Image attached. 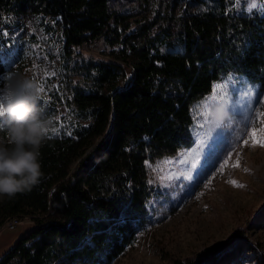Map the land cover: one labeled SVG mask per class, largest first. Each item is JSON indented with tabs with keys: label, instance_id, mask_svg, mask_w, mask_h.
<instances>
[{
	"label": "trees",
	"instance_id": "obj_1",
	"mask_svg": "<svg viewBox=\"0 0 264 264\" xmlns=\"http://www.w3.org/2000/svg\"><path fill=\"white\" fill-rule=\"evenodd\" d=\"M175 3L0 0V23L54 22L64 60L58 100L75 116L67 132L53 131L57 121L48 127L40 182L0 196V226L22 216L35 223L0 264H111L148 222L155 190L145 161L193 144L190 109L213 82L243 75L264 89V15L236 13L226 0H189L181 13ZM99 39L119 49L109 61L86 60L81 49Z\"/></svg>",
	"mask_w": 264,
	"mask_h": 264
},
{
	"label": "rangeland",
	"instance_id": "obj_2",
	"mask_svg": "<svg viewBox=\"0 0 264 264\" xmlns=\"http://www.w3.org/2000/svg\"><path fill=\"white\" fill-rule=\"evenodd\" d=\"M161 1L155 0L156 3ZM173 1L178 13L183 12L189 2ZM251 2L226 0L227 7L236 13H248L244 9ZM261 2L256 0L258 4ZM118 49L99 39L91 46H83L81 52L86 60L109 61L110 54ZM0 62L6 69L0 77V89L16 78L32 80L43 88L37 102L44 117L52 123L58 122L55 132H67L75 116L58 100L62 97L60 83L64 60L54 22L25 15L0 23ZM257 91L264 97V89L258 87ZM217 92L215 101L211 93L208 95V122L198 118L204 110L202 104L195 103L192 107L193 144L173 156L146 165L149 182L155 190L148 222L138 229L135 242L111 264H173L176 260L195 262L212 255L220 257V261L205 264H264V147H253L251 143L241 147L236 140L237 136L247 138L248 129L258 127L256 109L245 121L243 116L247 109L238 105L248 101L242 96L237 98L236 89H233L231 100L220 99L223 90L219 83ZM230 104L235 108L234 113L229 111ZM260 110H264V106ZM230 115H235L236 119L230 120ZM221 120L229 127H216ZM200 123L203 128L194 126ZM208 132L213 139H208ZM197 140L205 141L202 148ZM198 148L196 168H192L190 162L180 163L181 160L190 161V153ZM229 151L233 154L228 165L222 172L217 171L228 158ZM237 153L240 166L233 167ZM187 175L192 179H185ZM230 180L243 187L233 186ZM34 225L31 216H22L12 231L3 223L0 226V257Z\"/></svg>",
	"mask_w": 264,
	"mask_h": 264
},
{
	"label": "clouds",
	"instance_id": "obj_3",
	"mask_svg": "<svg viewBox=\"0 0 264 264\" xmlns=\"http://www.w3.org/2000/svg\"><path fill=\"white\" fill-rule=\"evenodd\" d=\"M39 87L27 78H16L0 89V196L14 197L30 191L42 176L40 147L52 121L38 105Z\"/></svg>",
	"mask_w": 264,
	"mask_h": 264
},
{
	"label": "snow or ice",
	"instance_id": "obj_4",
	"mask_svg": "<svg viewBox=\"0 0 264 264\" xmlns=\"http://www.w3.org/2000/svg\"><path fill=\"white\" fill-rule=\"evenodd\" d=\"M253 10L258 11L260 14L264 15V0H262L261 3H256V0H252L250 5L247 7V9H244V11H247L249 14L253 13ZM6 35V33H5ZM247 47V45H245ZM246 53L241 50V55H245ZM261 72H264V66L261 67ZM219 83V87L223 90V96L220 97V99H229L231 100L233 97V89H236V97L239 98L240 96L243 97L245 101H248L245 105H238L239 107L246 108L247 114L243 116L244 120L247 121L251 118V113L253 109H256L255 115H256V124L257 126L251 127L248 129V135L247 138L241 139L239 136L236 137V140L240 141V146L244 147L251 143L253 147H264V110H260L261 106H264V97L260 95V93L257 91V88L259 87L256 85L252 80L248 79L246 76L243 75H233L228 74L226 80L223 82H217L214 81L211 87V98L213 101L217 99V85ZM43 88H39V92H42ZM251 98V99H249ZM203 106L204 110L200 113V116L198 118H203L205 122H208V117L210 115L208 111V96H203L199 101L196 102V105ZM192 109H190L191 111ZM229 111L234 113L235 108L230 104L229 105ZM2 114V113H0ZM230 120L236 119L235 115H230ZM196 128H203L204 125L202 123L194 125ZM216 127H224L227 128L229 125L224 121H219L216 124ZM55 131V129H53ZM71 135V133H69ZM207 137L209 140L213 139L211 132H208ZM197 144L200 148L203 147L205 141L204 140H197ZM232 151H229L227 154V159L224 160V162L221 164L220 168L217 171L222 172L223 169L228 165V160L232 157ZM191 160H181L180 163H191L192 168H196L198 157H199V148L197 150H193L190 153ZM145 164H148V161H145ZM233 167H239V154L237 153V161L232 165ZM247 171V169H245ZM185 179H192L190 175H187L184 177ZM235 187H243V185L238 184L236 181H228ZM151 183V182H150Z\"/></svg>",
	"mask_w": 264,
	"mask_h": 264
},
{
	"label": "built area",
	"instance_id": "obj_5",
	"mask_svg": "<svg viewBox=\"0 0 264 264\" xmlns=\"http://www.w3.org/2000/svg\"><path fill=\"white\" fill-rule=\"evenodd\" d=\"M93 43H91V44H89V45H87V46H91ZM86 46V47H87ZM20 217H11V218H8L5 222H4V226L8 229V230H10V231H12V230H14L15 228H16V226L19 224V222H20Z\"/></svg>",
	"mask_w": 264,
	"mask_h": 264
}]
</instances>
